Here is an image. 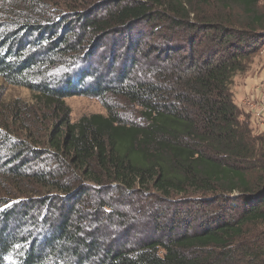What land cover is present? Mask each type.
<instances>
[{"label":"trees","instance_id":"1","mask_svg":"<svg viewBox=\"0 0 264 264\" xmlns=\"http://www.w3.org/2000/svg\"><path fill=\"white\" fill-rule=\"evenodd\" d=\"M70 1L0 0V75L55 120L0 118V264H264V134L233 91L264 49V0ZM73 76L139 114L72 123Z\"/></svg>","mask_w":264,"mask_h":264},{"label":"rangeland","instance_id":"2","mask_svg":"<svg viewBox=\"0 0 264 264\" xmlns=\"http://www.w3.org/2000/svg\"><path fill=\"white\" fill-rule=\"evenodd\" d=\"M72 1H70V3ZM79 6H81L80 3H79ZM29 8H30L29 5L23 3V5L21 7H19L18 9L21 12H26ZM101 8L102 7H99L98 9H101ZM96 13H98V12L92 11L91 13L86 15V17H91L93 14H96ZM69 21H70V23H74V22H77V19L72 17V18H69ZM75 28L76 29L73 32H79L80 31V27H75ZM64 32H65V33H63L64 39L62 40V42L63 41L65 42L67 40V38H69L68 35L66 34L67 31L65 30ZM70 32L71 31H69V33ZM60 34H61V32H60ZM77 34H80V33H77ZM54 36H55V34L53 35V37ZM158 39L159 38L153 39L151 37L150 43L151 44L152 43L157 44L159 42ZM68 41L71 42V39L69 38ZM80 41H83V42L86 41L84 34H80L77 37V40L75 42V46H77V44ZM109 46L111 47V44ZM63 48H65V47H63ZM101 53L102 52H100L99 56L96 57L95 61H97L98 64L105 66L106 60H105V62L102 60L103 55ZM63 54H67L66 49L63 52ZM74 55H76L75 51L73 52V54H70V55H62L61 54L58 57L63 58L65 56H74ZM263 55H264V49L260 53V55H258V57L256 58L251 70L248 71L247 74L237 77L235 80L234 86H233L235 101H236L237 105L242 109V111L245 114L250 115L251 128L254 130L255 134H259V133L264 134V122L262 123V122H257L254 120V118L252 117V114L250 112V105L248 103V100H249V98L250 99L252 98L256 87L259 86L260 89L262 88V83H263L262 79L264 77V61L261 57ZM60 69H64V67L62 68V66H61L59 68H55L54 70L56 71V70H60ZM134 77L135 76L132 74V76L130 78L133 79ZM69 80H71V82H73V85L77 84L78 86H80L83 84V80L78 78V76H75V77L73 76ZM85 84L86 85L83 84L82 87L79 88L78 90H73V91L70 90L72 96L68 97L66 99V104L69 107L70 112H71L70 121L72 123L79 121L84 116H90L93 114L107 115L108 114L107 107L109 105H110V109L112 111H118L120 114H122V118L127 122L132 121V119H134L139 114V112H140L139 108L133 106L125 98L117 97V96H119L117 94H115L114 96L111 93L107 94L105 96H102V95H97V96L91 95L90 96V95H88L87 94L88 91H90V92L95 91L96 92L97 89L95 87L90 86L86 90V88L91 84H88V83H85ZM57 86H58L56 88L57 91H62V92H63V90L66 91L65 90L66 86H64L63 83L60 84L61 88H59V85H57ZM84 91H86L87 93L85 94ZM36 97L37 96L30 89L25 88L21 85H15L13 83H10L9 81H7V79H5V77L0 75V118H2L6 124H10L11 122H13V123H16V125H14L15 129L19 128V129L24 130V131H29L32 134L33 133H36L38 135L44 134V130L48 127L47 122H55V120H53L50 115H49L48 121L46 118L37 120V119L33 118V115L29 114V112L32 113L30 110L33 106V102L35 101ZM21 112L24 113V115H23L24 117L23 116H21L20 118L18 117L17 121H19L20 124H17V122L14 121L15 117H16L15 113L19 114ZM9 115H10V118H8ZM47 130H49V129H47ZM6 155H4V154L0 155V157L3 158L4 162H6L5 161L6 159L8 161V156H6ZM49 164H51V163H49ZM2 178H3V180H1V182H3L4 180H5V182L9 181L7 177L2 176ZM67 180H69V178ZM20 185L33 186L32 182L30 180H24V181L21 180Z\"/></svg>","mask_w":264,"mask_h":264},{"label":"built area","instance_id":"3","mask_svg":"<svg viewBox=\"0 0 264 264\" xmlns=\"http://www.w3.org/2000/svg\"><path fill=\"white\" fill-rule=\"evenodd\" d=\"M262 88L256 87L252 98L248 100L252 117L257 122H264V77Z\"/></svg>","mask_w":264,"mask_h":264},{"label":"crops","instance_id":"4","mask_svg":"<svg viewBox=\"0 0 264 264\" xmlns=\"http://www.w3.org/2000/svg\"><path fill=\"white\" fill-rule=\"evenodd\" d=\"M262 59H263V61H264V55L261 57ZM257 85V84H256Z\"/></svg>","mask_w":264,"mask_h":264}]
</instances>
